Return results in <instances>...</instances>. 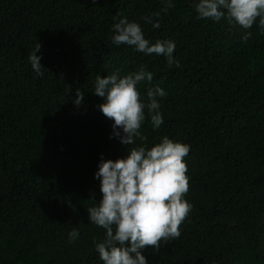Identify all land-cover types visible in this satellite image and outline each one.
<instances>
[{
    "label": "trees",
    "instance_id": "obj_1",
    "mask_svg": "<svg viewBox=\"0 0 264 264\" xmlns=\"http://www.w3.org/2000/svg\"><path fill=\"white\" fill-rule=\"evenodd\" d=\"M193 3L0 0V264H103L95 243L105 230L87 212L102 196L101 154L122 158L163 136L189 146L191 209L178 237L145 246L147 264H264V33L258 22L198 18ZM152 13L159 28L143 19ZM114 17L137 22L150 43L175 41L178 63L113 44ZM36 41L43 76L28 60ZM141 66L153 74L136 86L141 99L156 85L167 93L163 123L153 128L145 109V139L128 146L97 107L95 77Z\"/></svg>",
    "mask_w": 264,
    "mask_h": 264
},
{
    "label": "clouds",
    "instance_id": "obj_2",
    "mask_svg": "<svg viewBox=\"0 0 264 264\" xmlns=\"http://www.w3.org/2000/svg\"><path fill=\"white\" fill-rule=\"evenodd\" d=\"M173 6V0H164L165 11ZM192 6L198 18L220 21L223 17L229 24H238L243 29L258 22L259 31L264 33V0H194ZM159 15L152 13L143 19L153 28H159ZM114 20L113 44L132 46L145 55H163L169 66L178 63L173 56L175 41L163 39L150 43L137 22L127 17H114ZM250 35L244 32L242 41L246 42ZM40 49L41 44L36 41L34 51L28 56L37 76L44 75L41 57L36 54ZM152 79L153 74L144 66L125 75L113 71L110 75L95 77L93 93L103 98L97 107L113 120L112 135L124 145H133L137 137L145 139L139 131L145 120V109L153 128L163 123L158 98L166 96V91L159 85L150 87L144 100L136 87L140 81ZM83 98L84 94L76 89L74 105L80 106ZM188 152V145L163 136L150 148L147 145L128 147L122 158L104 159L101 154L94 178L100 181L102 196L87 212L89 222L105 230L104 239L95 243L103 264H147L142 254L145 246L158 248L161 239L180 235L178 226L191 209L183 196L188 190V177L182 158ZM78 236L75 228L68 232L69 240Z\"/></svg>",
    "mask_w": 264,
    "mask_h": 264
}]
</instances>
